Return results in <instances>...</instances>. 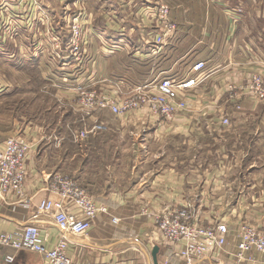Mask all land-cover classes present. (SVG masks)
I'll return each mask as SVG.
<instances>
[{
	"label": "crops",
	"instance_id": "1",
	"mask_svg": "<svg viewBox=\"0 0 264 264\" xmlns=\"http://www.w3.org/2000/svg\"><path fill=\"white\" fill-rule=\"evenodd\" d=\"M161 3L170 6L178 30L160 46L154 38ZM79 8L86 11L90 28L84 68L75 60L62 65L47 55L41 23L46 14L65 45V17ZM30 14L37 19L31 27ZM200 62L206 64L205 78L182 95L190 111L175 122H149L136 114L118 117L124 126L111 128L113 113L98 111L89 115L88 129L96 124L101 129L83 138L84 146L75 145L74 151L63 138L50 146L42 127L23 122L28 118L19 103L27 97L12 93L23 83L33 85L25 70H37L58 91L69 93L71 85H80L111 93L116 87L128 91L166 77L193 76ZM262 71L264 0H0V154L6 139L19 133L34 145L26 199L3 202L0 233L21 231L35 222L51 245L60 238L55 220L38 209L42 200L57 198L48 178L60 171L109 210L86 235L74 238L70 252L75 264H155V246L158 264H184L143 209L161 212L185 201L193 203L202 225L223 222L230 228L224 251L201 264H264V255L256 251L252 260L235 259L240 224L264 229V102L242 91L250 74ZM24 75L25 81L19 80ZM231 84L237 86L234 96ZM225 117L230 125L223 124ZM115 150L123 152L114 156ZM9 255L13 263L6 262ZM0 264L47 262L39 253L0 245Z\"/></svg>",
	"mask_w": 264,
	"mask_h": 264
},
{
	"label": "built area",
	"instance_id": "2",
	"mask_svg": "<svg viewBox=\"0 0 264 264\" xmlns=\"http://www.w3.org/2000/svg\"><path fill=\"white\" fill-rule=\"evenodd\" d=\"M26 1L18 0V3L23 4ZM7 4L6 9L9 8ZM67 16L65 18L69 20V39L65 45L54 32L50 18L46 14L41 18V23L45 26L44 51L62 65L70 60L82 65L88 56L90 28L86 22L87 13L79 8ZM27 20L30 27L37 22L31 14ZM157 21L159 33L154 42L161 46L168 43L178 30L177 23L171 19V9L167 3L158 6ZM42 51L41 48L38 50L39 53ZM195 68L197 74L193 76L183 79L166 77L156 83H145L128 91L116 87L113 92L106 93L99 88L89 89L80 85L70 86L68 91L76 94L81 111L87 115L109 110L121 118L141 114L149 122L172 123L183 113L190 111V106L182 95L200 85L205 78L206 64L197 63ZM229 89L234 96L237 86L231 84ZM242 91L250 98L264 101V71L250 74L242 85ZM223 124L230 125V119L223 118ZM100 129L101 125L96 124L91 129L79 132L77 138H86ZM33 148V143L22 133L13 135L4 142L0 154V206L4 201L13 200L17 203L26 199L28 161ZM48 186L56 193L57 198L42 200L38 209L55 220L62 233L60 238L51 245L48 236L34 222L25 225L21 231L0 233V245L16 251L39 253L44 256L47 264H75L70 252L74 238L86 235L100 214L109 213L108 207L97 203L87 188L66 173H51ZM143 213L153 218L163 242L175 250L184 264H201L207 257L215 259L227 245L229 226L223 222L202 225L191 201L161 212H151L146 208ZM36 218L38 214L34 215V219ZM113 220L117 222L116 218ZM239 237L235 253L237 262L252 260L253 251L264 255V229L243 221L240 224ZM14 259L13 255H9L6 262L13 263Z\"/></svg>",
	"mask_w": 264,
	"mask_h": 264
},
{
	"label": "rangeland",
	"instance_id": "3",
	"mask_svg": "<svg viewBox=\"0 0 264 264\" xmlns=\"http://www.w3.org/2000/svg\"><path fill=\"white\" fill-rule=\"evenodd\" d=\"M73 12L74 11H72L71 13ZM67 23H69V20H67ZM68 39L66 40V42L68 41ZM89 44L90 38L88 40V46ZM89 57L90 55H88L86 59H89ZM85 62H83V64L80 66L84 68ZM24 72L30 77L31 81L33 82V85L28 84V86L25 87V83H23V85L21 84V87H18L16 91H12V93L27 97L26 102L19 103L22 106L21 112H23V114L28 118L23 122L31 120L35 126L42 127L45 137L44 140H51V142L47 143H49V145L54 148V142H56L58 139L60 140L61 138H63V140L66 142L67 145H69V147L70 145H72V149L70 148L71 151L76 150L75 145L77 147L79 145L84 146L83 140L85 139L77 138V135L84 129H88L91 127V123L88 122L90 116L81 111L80 106L77 103L78 97H76V94L70 92L68 93L65 91H58V89H56L57 87L55 88L50 85H46L45 82L41 80L40 73L35 69L31 71L25 70ZM17 79H19V77ZM19 80L25 81V75L22 77V79ZM111 116V128H122L124 126L121 120L117 119V116H115L114 114H111ZM64 125L65 128H62L64 127ZM120 139L121 137H117V141ZM126 140H124V142H126ZM122 152L123 151L121 150H115L114 156H120ZM57 153V151L53 153V157H56V159H58ZM126 155L128 158L129 156L130 158L133 157L131 156V151L126 152ZM261 156L264 158V151L261 153ZM59 168L62 167L59 166Z\"/></svg>",
	"mask_w": 264,
	"mask_h": 264
},
{
	"label": "water",
	"instance_id": "4",
	"mask_svg": "<svg viewBox=\"0 0 264 264\" xmlns=\"http://www.w3.org/2000/svg\"><path fill=\"white\" fill-rule=\"evenodd\" d=\"M158 251H159V247L155 246L152 252V256L155 264H158Z\"/></svg>",
	"mask_w": 264,
	"mask_h": 264
}]
</instances>
